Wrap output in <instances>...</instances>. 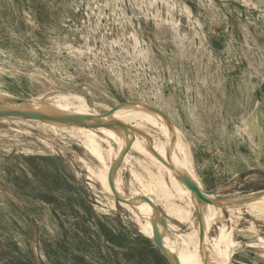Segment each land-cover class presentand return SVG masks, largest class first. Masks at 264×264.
I'll return each instance as SVG.
<instances>
[{
	"label": "rangeland",
	"instance_id": "1",
	"mask_svg": "<svg viewBox=\"0 0 264 264\" xmlns=\"http://www.w3.org/2000/svg\"><path fill=\"white\" fill-rule=\"evenodd\" d=\"M0 92L78 95L102 116L121 102L169 109L161 115L203 188L233 204L209 229L224 224L236 241L223 261L264 264V203L237 202L264 190V0H0ZM130 123L135 139L167 147ZM79 138L0 118V264H169L89 175L97 162ZM130 155L147 180L155 166ZM117 172L125 196L146 197L127 163ZM156 199L164 215L174 207ZM165 218L180 235L197 226L196 210L184 223Z\"/></svg>",
	"mask_w": 264,
	"mask_h": 264
},
{
	"label": "bare ground",
	"instance_id": "2",
	"mask_svg": "<svg viewBox=\"0 0 264 264\" xmlns=\"http://www.w3.org/2000/svg\"><path fill=\"white\" fill-rule=\"evenodd\" d=\"M120 76L122 75H117V77ZM54 95L49 94L45 96V98L38 97L20 101L18 98L11 96V94L0 92V105H11L13 107L28 110L34 113L93 117L97 118V121L105 123L109 121H123L125 123L138 121V123L142 122L149 124L163 138L166 139L165 143L167 147L165 145H160L158 142H155L158 144L153 143L154 140L153 142L149 139L137 140L134 137V133L129 128L123 131L113 127L96 125L94 127L96 130H92L91 128L93 127L89 125H79L68 120L56 121L30 118L52 130H62L71 135L74 134L79 136V139L82 140L84 147L97 162L96 168H92L91 166L85 164L89 175L98 181L102 189L112 198L115 196L108 183L109 169L112 161L119 157L122 149L125 147V144L131 140L132 144L129 150L121 159L122 163H127L129 166L131 183L139 184L146 198H148L154 206L159 208L158 203L161 201H156V198L164 199L166 200L165 202L168 203L167 205L174 206L171 208L172 210L167 211L166 215L171 216L178 224L190 220L192 211L197 210L194 193L177 178L175 173L165 162H168L176 168L185 171L202 189L204 188L199 179L195 176L189 158L183 150V144L181 143L179 136L173 131L171 125L161 115L166 112L170 117L171 113L169 109H162L155 104H146V102L140 104L126 103L114 111L110 116H102L94 109H91L88 103H86L81 97L80 99L78 95H76L77 97L75 95L72 97L60 96L57 94V96ZM146 106L153 107L158 111L149 109ZM6 117L7 116L5 115L0 116L2 120H6ZM96 131H105L108 135H110L112 140L117 144L116 148L112 146L111 140L108 137L99 136ZM149 149L153 153L160 156L165 162L149 153ZM131 152L139 153L155 166L154 171L148 172L147 180H143V177H140L141 174L139 175L134 170L132 163L129 161ZM164 174L168 178L164 176ZM113 185L116 193L124 199L122 201H118L135 214L139 223V220L144 222L143 225H140L143 235L145 234L152 237V220L157 215L153 205L148 203L144 198L136 197L134 195L131 197L125 196L122 187V178L117 172V169L113 172ZM187 193H189L192 197H188ZM154 196H156L155 199ZM250 196L256 198L257 201H261L262 204L264 203V192L258 194L257 196H254V193H251L247 196V198H250ZM258 204L261 203L259 202ZM222 207L230 212L234 210L233 204L231 205V200L222 204ZM166 209H168V207ZM160 211L162 215H164L161 209ZM221 215V205L217 206L205 203L204 211H202V238L199 236L198 224L190 232H186L183 235L177 233L176 224L166 222V227H163L159 221H156V227L161 233V239L166 244L164 246L167 248L169 253H173L177 256L180 264H205V259L207 260V264H227V262L225 263L223 261L226 256L225 254H227L229 248L236 242L230 237L231 231L226 228V225L220 224L218 225V232L215 236L210 237L208 235L210 227L216 221L221 219ZM260 240L264 246V240L262 238H260ZM227 256L229 258V253Z\"/></svg>",
	"mask_w": 264,
	"mask_h": 264
},
{
	"label": "water",
	"instance_id": "3",
	"mask_svg": "<svg viewBox=\"0 0 264 264\" xmlns=\"http://www.w3.org/2000/svg\"><path fill=\"white\" fill-rule=\"evenodd\" d=\"M19 100L24 101V99H19ZM126 103H128V102H121L118 105L111 107L106 113H104L105 116H110L114 111H116L119 107L125 105ZM146 107L149 109H153L154 111H158L157 109H155L153 107H150V106H146ZM4 115L5 116H14V117H24V118H31L32 117V118L48 119V120H56V121L68 120V121H73L79 125H89L91 127H95L96 125H104L106 127H113V128L121 129L123 131H125L127 128L132 129V125H133L131 123H125L123 121H109V122L105 123V122L97 121V118H93V117H84V116L76 117V116H72V115H63V114L34 113V112H31L28 110H23V109H19L17 107H13L11 105H0V116H4ZM138 127L141 129L144 128V127L139 126V125H138ZM131 144H132L131 140H129L125 144V147L122 149L119 157H117V159H115L113 161V163L111 164V167H110L109 173H108L109 186H110L115 198L119 201H122L124 199H122V197H120L114 189L113 172L117 169L119 163L121 162V159L127 153ZM148 151H149V153H151L152 155H154L155 157H157L161 161L163 160L160 156L153 153L150 149ZM165 163L175 173L177 178L184 185H186L191 191H193V193H194L195 201L197 204L196 217H197L198 231H199V236L202 238V234H203L202 207H201L202 203H209V204H213V205H217V206L221 205V207H222V203L218 199H216L212 196L214 194V191H207L205 189H202L193 180V178L191 176H189L185 171L176 168L174 165H172L168 162H165ZM262 192H264V190L257 191L254 193V196H257L258 194H260ZM143 198L148 203L153 205V203L148 198H146V197H143ZM248 199L249 198H241V199H238L237 202L243 203V202L247 201ZM127 202H129V201H127ZM153 207L155 208L157 215L152 220V225H153L152 242L154 243V245L156 246V248L160 252V254L165 259H167L169 264H180L177 256L173 253H169L167 248L162 243L161 233L159 232V230L156 227V221H159V223L163 227H166V222H165L164 215H162L160 209L154 205H153ZM226 262H227V264H231V260H229L228 258L226 259ZM204 263L207 264L206 259H205Z\"/></svg>",
	"mask_w": 264,
	"mask_h": 264
},
{
	"label": "crops",
	"instance_id": "4",
	"mask_svg": "<svg viewBox=\"0 0 264 264\" xmlns=\"http://www.w3.org/2000/svg\"><path fill=\"white\" fill-rule=\"evenodd\" d=\"M212 196H215V193ZM202 204L205 205V203H202ZM164 218H165V216H164ZM165 220H166V218H165ZM208 235H209V232H208Z\"/></svg>",
	"mask_w": 264,
	"mask_h": 264
}]
</instances>
